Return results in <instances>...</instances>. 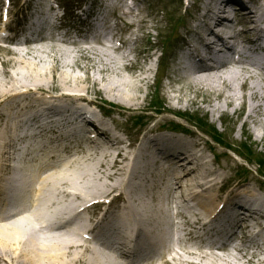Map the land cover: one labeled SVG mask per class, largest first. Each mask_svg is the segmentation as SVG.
<instances>
[{
  "label": "bare ground",
  "instance_id": "obj_1",
  "mask_svg": "<svg viewBox=\"0 0 264 264\" xmlns=\"http://www.w3.org/2000/svg\"><path fill=\"white\" fill-rule=\"evenodd\" d=\"M86 1L93 2L96 0ZM211 1L212 0H209L206 4H210ZM222 2L235 7V16H237L239 24L245 27V29L241 31L242 33L236 32L233 19H231L224 10H217L212 14L205 9L203 13L200 11L192 12L190 17L196 26L193 24L191 30L184 36L183 47L181 45L177 47L176 44L171 41L172 39L167 43V49L169 46L175 47L173 57H175V54L176 57L172 62L174 65L186 62L194 55L204 56L200 53H196L198 49L192 52L193 45L206 47L209 51L217 47L226 46L224 32H228L231 29L233 30V35H230V39L233 38L237 40L239 37L245 36L249 42L253 43L256 41L251 38V35L256 33V37H258L259 34V39L257 40L259 43H256V46L259 47V44L264 46L261 40L262 34L264 35V0H222ZM241 3L244 5L241 6ZM209 15H211L209 20L205 21L204 18ZM224 23H226V25ZM216 28H221L223 33L215 32L214 29ZM193 33L200 36V40L192 38ZM212 34L218 39L217 43H209L207 41V37ZM248 46L251 48L250 45H245L244 48ZM91 50L92 49H90L89 52ZM147 51L149 50L143 51L142 54ZM99 52L106 55V53L97 50V54ZM260 52L264 59V50L261 49ZM6 53L8 54V52ZM151 56L152 53L146 54L148 58H151ZM201 59L205 62L211 60L217 61V59H213L207 55ZM54 60L57 61V63H53L49 66V70H51L50 72L52 73V77L49 75V78L47 72H45L46 68L42 69L43 67L39 66H34L33 68V65L29 62H21V66L17 65L22 79L26 76L28 77V74L29 76H34V82L31 84H26L12 76V80H16L18 83L14 82L10 84L9 87H5L4 80L0 77V126L1 122L4 121L7 116V109H15L18 107L24 109L27 105L26 101L32 103V101L29 100V97L32 95L38 94L41 96L46 93H52L47 91L46 88H48L51 90L53 89V93L56 94L55 97H53L56 99L54 103L55 112H60L63 108L69 109L71 116L82 124L83 131L96 141L95 147H92L93 153L85 155L83 159L76 161L77 163L75 162V171L72 169L70 174L68 173L71 170H62L60 173L55 171L47 174L45 176L47 179L43 181L45 189L44 192L42 191L41 196L44 195L45 197L48 192L46 187L51 183L49 189V191H51L50 196H52V194L56 196V194L60 193V195L62 194L67 197L68 214L72 213L77 207H79L80 212L92 211L97 205L96 199L98 198H102V201L98 204L99 206H102V202H106L102 210H113L114 207H120V200L123 199L125 201L124 210L136 214L137 217L143 216L147 218L153 211L149 201V199H153V196L150 194L146 196L143 195V192L139 190L138 186L142 180H146L147 165H145L143 159L147 157V161L152 165H154L155 162L163 161L165 165H169L172 170L170 184L166 187L165 191L167 193L163 202H168L170 204L176 201V192H179L181 197L185 198L186 202H193L191 203L192 205H187L185 208H183L181 204L182 210H180V215L185 220V223L190 224L192 222L191 217L186 215L187 210H191V215L193 217H199L205 214V216H209L212 220L223 221L231 228L233 236L236 235L235 232L241 228V226L249 229L251 225H255L254 232L250 236H248L249 232H246L247 237L244 241V249L251 248L256 238L262 239L264 237V193L249 180L238 181L237 183L232 181V183H228L224 168H211L212 165L210 164V160L208 166V162H206L209 159L207 152L211 151V149H207V147L211 146L212 143L209 139L201 134L195 133L196 138L192 140L188 135L189 130L186 127L183 129L180 127H178L179 129H174L165 126L157 128L152 137L144 138L145 141L143 139L144 142L141 143L139 150L127 151L123 147V140L118 137V133H122V131L115 129L110 124L109 118H111L113 123H115V121L111 117L112 115L108 116L103 112L102 106L105 104L118 106L116 105L118 104L116 101H119L126 104V110H139L142 104L138 101V96L136 95V89H134V87H140L139 83L147 84L151 82L152 68H148L147 70L143 68L142 73L135 76V81H131L129 78H126L128 79L127 82L124 79H120L119 81L110 79L106 85L100 87L101 81L104 80L101 73L111 70L109 62H105L102 67L97 69L95 73H97L98 77L95 76L94 79H92L90 76H86L83 79V77L81 78L67 69V66L72 69L70 58H59L58 60L55 57ZM13 63L16 65L17 62L13 61ZM59 63L63 65V70L60 69ZM0 64L6 68L10 63L0 57ZM237 64L239 67H233L229 71L223 68V66L219 67V65L215 69L208 68L207 66H199L193 74L187 76L181 73L178 74L179 70H177L176 73L181 78L179 81L183 79L185 84L192 87V90H194L196 94L202 87L205 91L204 93H209L201 94L200 97L203 98L198 100L199 106L201 103L208 104L210 109L207 112L214 113L215 111H220L221 107L218 106V102L223 100L225 95L226 105H232L236 98L244 99L249 97L252 101L260 98V104L258 106L251 105L247 111L246 118L243 120L242 124V132H244L246 131L248 122L252 121L256 108L259 106L262 108L264 106V103H262V99L264 98V72L262 71H264V68L254 61H243ZM138 66L139 63L135 61L128 66H124V69L134 70ZM0 72L1 74L6 73L3 69ZM252 78H257L259 81L257 80L256 83H252ZM233 81L237 82L239 90L243 92L240 94L239 98L235 95V85ZM86 82H93L91 88L94 87L95 89V92L94 90L93 92L96 97L90 100L89 104L97 108L91 113L84 112L83 107L84 102L88 101V99H86V95L82 94H94L89 92ZM244 90L246 92H244ZM106 94L112 98V100H108L109 102L104 100V98H98V96H106ZM175 98L177 99L176 96ZM17 99L21 101L19 103H11ZM40 100H42V97L37 98V101ZM195 101L196 99H193L191 105H197ZM178 102L179 101H177V103ZM245 103L242 104L243 110L247 109V104ZM157 105L159 107L154 108L155 114H160L165 111H173L174 113L183 112L182 108L174 105L169 109L165 108L163 103L161 104L158 102ZM34 106V104H30L26 106V108ZM243 110L241 111L240 109L239 112L243 113ZM185 111H187V109H185ZM222 111L221 117L227 113L225 109ZM71 121L72 123L74 122L73 120ZM150 131H152V129ZM6 133L8 132H0L1 140L5 138ZM262 133L263 134L260 133L259 136L256 135V140L253 141L252 137L254 134L246 132V136L250 137V139L244 141L248 142L245 143V147L247 149H252V144L256 145L257 143H261L264 140V130ZM213 136L215 135L213 134L212 138ZM4 146L7 145L4 143ZM0 147H2V145H0ZM193 147L198 148L199 151L203 152V156L207 157L205 163L203 160L204 157L201 155L197 156ZM253 150L256 153H260L257 147H254ZM97 151L101 152L100 157L94 155ZM148 151L152 153V155L148 153ZM235 151L239 154L238 150L235 149ZM262 153L264 154V151ZM148 154H150L151 157H149ZM220 154L225 156L222 152H220ZM6 155L7 153L3 150L2 156ZM70 162L71 161L67 162L68 166H71ZM125 162H127V164H124ZM141 163L145 166H140ZM1 170L2 167L0 166V172ZM200 170L203 171L200 172ZM204 170L207 172H204ZM44 173L45 172H43V174ZM66 173L68 176L61 180L59 174L66 175ZM98 173L103 174L105 179L110 180V182L104 180L105 183L93 189L91 187L95 185L90 187V184H93L90 178H94L95 175L98 176ZM117 175L120 178L124 176V180L118 188H127L119 193H116L118 188L113 185L115 176ZM162 176H164L163 173L157 177L159 183ZM207 177L209 180L205 182L204 179ZM48 180L53 181L46 184ZM128 180L131 181V184L128 183ZM74 188L78 189L75 191L73 190ZM61 189L63 192H61ZM44 197L42 198V205L44 203ZM75 199L80 201L78 205H75V202H73ZM83 203H87V205L81 208ZM154 212L155 215L151 217H153L157 225L161 227V225L164 224L162 206L155 207ZM101 219L102 217H98L95 220V222L99 220L98 226L100 228L106 223ZM120 219L124 221V223L129 221V218L125 215H121ZM20 220L21 216L19 214H15L11 217H6L5 215L0 216V264H86L84 258L87 251L92 252V257L87 260L88 264H118L117 259L113 255L106 254L101 250L96 251L97 249L94 247L93 249L90 244L80 239L78 233H73V236H69L65 239L62 238V240L58 239L57 242H49L46 238L43 239L39 233L35 234L33 232H28L27 228L25 229V227L20 224ZM89 220L94 222V217H90ZM212 223L213 222H211V224ZM174 225V221L171 220L168 232L159 236L161 244L165 249L170 243V238L172 240L171 234L175 231ZM95 226L96 225H94V227ZM212 229L213 227L211 230ZM106 230L107 229L103 228L101 230L102 234L105 233ZM137 230H139L138 234L143 233V230H140L139 227ZM97 235H101L100 232L97 233ZM213 238L218 237L213 235ZM197 243L200 244L202 248L206 246L199 238ZM179 246H181V250H183L185 254L176 255L172 261H163V263L160 264H209L208 258L211 254L210 251L204 252L201 249L193 250L187 246H183L181 243H179ZM261 249L262 247L260 246L258 250ZM114 253H116L115 249ZM225 253L229 255L232 251L226 250ZM241 254L244 258H251L249 257V253ZM211 256L215 257L214 255ZM223 262L224 264H228L226 261ZM263 263L264 259L262 258L257 262V264ZM133 264L144 263L133 262Z\"/></svg>",
  "mask_w": 264,
  "mask_h": 264
},
{
  "label": "rangeland",
  "instance_id": "obj_2",
  "mask_svg": "<svg viewBox=\"0 0 264 264\" xmlns=\"http://www.w3.org/2000/svg\"><path fill=\"white\" fill-rule=\"evenodd\" d=\"M82 0H79L81 2ZM67 2H70V0H63V4L67 5V8L70 10L72 4ZM75 0H73V3ZM203 6V0H143V3L139 6L141 8V19L139 17V20H136L134 18L133 22H136L135 25H133L129 30L126 28L127 25L122 24L120 26L122 34H115L117 36V39H121L123 41L124 46H118L114 45V42L107 41L103 43H93L89 48H86L87 46L84 45V47H79L80 44H74L70 43L69 40L72 38H68L67 41L65 40H52V39H46L44 41H41L39 43L34 42L30 45H12L9 49L12 51H9L8 49L0 48V57L5 59L6 61H9L10 64H8V67H3L0 64V71L3 69L6 73L1 74L0 77L2 80H4L5 87H9L10 84H13L14 82H17L16 80H12V76L18 78L20 81L31 84L34 82V76L24 77L21 78V75L18 71L17 65L21 66V62H29L34 66L43 67L42 69L46 68L48 78L52 73L49 70V66L51 64H56V59L59 60V58H70V63L72 64V69L67 66V69L71 70L70 72H73V74L80 76L81 78L90 76L92 79L94 77H98L97 69L102 67L105 62L110 63L111 70L101 73L104 77V80L101 81L100 87L102 85H106L110 79H113L115 81H119L120 79H124L126 82L129 78L131 81H135V76L139 75L140 72L143 69V57L140 58L139 53H142L146 49L150 48L151 50H159L157 53V56L160 57L161 61V68L160 72L158 74V78L151 79V82H148L147 84L139 83L140 87L135 88L136 89V95L138 96V101L142 104L141 108L139 110H129L125 109L126 104L123 102L116 101L118 104L117 108L111 109V106L105 104L102 106L107 112L110 110L112 112V118L114 119L116 126L118 128L125 129V134L123 135V139H125V143H128L129 145H132L133 147H137V140H141L144 135L147 133V131L151 128V126H148L147 124L152 120L155 119L157 124H166L172 128L177 129L180 128H187L190 130L191 134H195V132L198 134L201 132V134L205 137L211 140V146L207 147V149H211V151L207 152V155L209 156L210 161L214 160L215 163V169H222L225 170V175L227 176V182L232 183V181H252L263 193H264V164L261 165L258 160L259 156L254 155L255 152L249 153V151L244 147V142L247 139H250V137L246 136V132L250 134H254L252 139L253 141L256 140V135L259 136V134H263L264 130V106L260 108H256V112H254V121L248 122V125L246 127V131L242 132V124L243 120L246 118L247 111L251 107V105L258 106L260 104V98L258 100H250L249 97L244 99H237L233 102L232 105H226L225 99L226 95L224 96V99L218 102V106L221 107L220 111L213 112H207L210 107H208L207 103H201L199 106L198 100L200 98L201 94H209L204 93L203 87L200 89V91L196 94L194 90H192V87H189L185 84L183 79L179 81L181 78L176 73V70L173 66V69L171 71V64L174 61L175 57L174 55V49L175 47H170L168 49H165L164 43L166 44V41L168 39H172L177 47L180 45L183 47V40L184 36L186 35L188 29L192 27V18L189 17V13L192 12H199L202 10ZM192 16V15H191ZM130 17V16H128ZM237 19V17L235 18ZM139 21V22H138ZM126 29V30H125ZM125 30V31H124ZM149 33V34H148ZM96 42H98L96 40ZM92 49L90 52L89 50ZM97 50H100L106 55L101 54L99 52L97 54ZM163 50L165 52V55L163 57L162 53ZM5 51V52H4ZM8 52V54L6 53ZM89 54V55H88ZM13 61L17 62L16 65L13 63ZM137 61L139 63V66L135 68L134 70L131 69H124V66H128L130 63H133ZM70 64V65H71ZM60 66V69L63 70L62 64H58ZM246 65V64H245ZM140 66L142 68H140ZM239 67V65H237ZM9 70V72H8ZM60 70V71H61ZM229 71V69H228ZM57 74V73H56ZM82 79V81H83ZM257 78H252L251 82L256 83ZM138 81V80H137ZM259 81V80H258ZM100 82V81H99ZM18 83V82H17ZM235 85V95L239 98L240 94L243 93L239 90L237 82L233 81ZM88 90L91 93L95 92L94 87L91 88L93 85V82L87 83ZM13 87V86H12ZM99 88V86H98ZM50 92L53 91V89H48ZM94 90V92H93ZM176 90V91H175ZM206 90V89H205ZM203 91V93H202ZM132 92V91H131ZM212 92V90H211ZM244 92H246L244 90ZM92 98H95V93L90 94ZM177 97V99L175 98ZM172 97V98H171ZM98 98H104V100H112L106 94V96H98ZM193 99H196L197 105H191L193 102ZM235 99V98H234ZM32 101V99H29ZM177 101H179L177 103ZM20 102L19 99L12 101V103ZM109 102V101H108ZM163 103L165 108L169 109L172 107V105L182 108L183 112L180 113H174L172 112H163L160 114H155L154 108H158L159 106L157 103ZM246 102V103H245ZM247 104V109L243 110L242 104ZM262 103H264V98L262 99ZM33 104V103H28ZM119 107V108H118ZM260 108V111H259ZM94 109V108H93ZM187 109V111H185ZM225 109L226 113L224 116H220L222 114V110ZM243 110V113H240L239 110ZM86 111V108L84 107V112ZM66 111L64 110L63 114H59L57 117L60 118L63 116H66ZM141 116L142 120L139 118ZM112 122V121H111ZM118 122L120 124H118ZM158 126V125H157ZM210 126L216 127L217 132L214 133L211 131ZM76 129H71L75 132L80 134V128L77 127L75 124ZM179 129V128H178ZM210 131V132H209ZM251 131V132H250ZM129 134V135H128ZM133 136H131V135ZM215 135L217 139L222 142H218L215 137L212 139V135ZM130 136V137H129ZM130 138V139H129ZM193 140L195 139L192 138ZM213 140V141H212ZM215 140V141H214ZM251 142V140H250ZM90 144H93L92 141H90ZM250 144V143H249ZM256 144V143H255ZM61 145V144H60ZM251 145V144H250ZM66 146V145H65ZM252 150L254 147H257L259 149L260 154L264 155L262 152L264 151V140L261 143H257L256 145H251ZM74 148H69L68 154H72ZM92 149L89 145H87L86 150L79 151L83 152L82 157L84 158L85 155H88L90 153H93V151L88 150ZM236 150H238L239 154L236 153ZM245 151H244V150ZM59 156L63 155V147L59 149ZM97 150V149H96ZM254 151V150H253ZM224 154L225 156L221 155ZM147 153V152H146ZM145 153V154H146ZM226 153V154H225ZM215 154V157H214ZM97 157L101 156V152L97 151L94 153ZM217 155V156H216ZM261 155V156H262ZM145 161V165H147L146 168V180L140 182L138 184L139 190L143 192V195L148 194H156L153 195V199H149L150 204L152 206L153 211L150 213V215L147 217L148 221L152 223L153 217L152 215H155L154 208L157 206H162L163 208V216L164 220L165 217L169 219L170 223V206L172 203H165L163 202V199L166 195V187L169 186V181L171 177V169H166L163 164H159V162H156L154 165L149 163L147 161V157H144L143 159ZM209 162V161H208ZM124 164H127L125 162ZM75 165V164H74ZM72 165L70 169L65 168L61 169L60 171L58 168L53 169V172H61L62 170H71L68 174H70L73 171H75V167ZM141 163L140 166H145ZM213 168V167H212ZM163 171V173H166L167 175H164L162 179H160V183L158 180L156 181L157 174ZM51 173V172H50ZM77 173V172H76ZM261 173V174H260ZM56 174V173H55ZM66 175L59 174L61 180L64 179ZM118 176V175H117ZM115 176V181L113 182L114 186L118 188L119 185L122 184V181L124 180V176L120 178L119 176ZM47 179V177H45ZM45 179V180H46ZM92 179V183L90 184V187L92 185H95L91 188L99 187L103 183L110 182V180H106L105 176L103 174H99L98 176L95 175ZM44 180V181H45ZM55 180V179H53ZM53 180H48L46 184ZM105 180V181H104ZM132 180V179H131ZM128 183L131 184V181L128 180ZM44 184V183H43ZM43 184L40 187L39 194L41 195L42 191L44 192L45 186ZM50 184L46 187V190L48 191L47 194L43 196H39V200H42L44 197V203L47 201L48 205L51 206L52 216L54 218L60 217L62 213L65 212L67 207V197L63 196L60 193L51 195ZM156 186V187H155ZM77 190L78 188H74ZM120 190H126L127 188H121ZM145 189V191H144ZM153 189V190H152ZM61 192L63 190L61 189ZM54 193V192H53ZM179 192H176V200H178V203L183 201L184 199L182 197H179ZM178 198V199H177ZM57 199V201H56ZM80 202V201H79ZM184 202V201H183ZM41 202L39 201V204ZM192 203V202H191ZM163 204V205H162ZM186 205V203L184 202ZM75 205L77 204V200H75ZM192 211L187 210L186 215L191 216ZM141 219H145V217L141 216L139 217ZM20 224L27 228L28 232H33L35 234L39 233L41 236L46 238L49 242H57V240H61L62 238H67L65 236H58L55 233H52L50 228L42 229L40 227V221L38 220V217L34 219H28L24 218L23 220H20ZM263 239V238H262ZM117 240V239H116ZM44 241V240H43ZM94 247L95 249L101 250L102 252L106 254L113 255L117 261L118 264L121 263V258L118 257L117 253H114L112 250H108L107 248L100 246L99 248L92 245L89 242H86ZM184 246H187L190 249L193 250H203L204 252L210 251L211 254L209 255L208 262L209 264H224L223 261H226L228 264H257V262L262 258L264 259V239H256L254 240V243L252 244V249H255L256 246L261 245L262 249L256 251L254 255L249 254V258H244L241 253L238 252H232L229 255H227L225 252H222V250H217L212 247L204 246L205 248H202L200 244H192L190 242H183ZM260 247V246H259ZM258 247V248H259ZM93 248V249H94ZM173 248V242L170 238V243L168 244V247L164 249L166 252L165 254H168ZM257 248V249H258ZM261 251V252H260ZM253 252V250H252ZM260 253V254H259ZM185 254V253H181ZM211 255H214L215 257H212ZM92 257V252L87 251L85 254V263L88 264L87 260ZM264 264V263H263Z\"/></svg>",
  "mask_w": 264,
  "mask_h": 264
}]
</instances>
